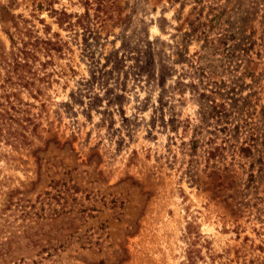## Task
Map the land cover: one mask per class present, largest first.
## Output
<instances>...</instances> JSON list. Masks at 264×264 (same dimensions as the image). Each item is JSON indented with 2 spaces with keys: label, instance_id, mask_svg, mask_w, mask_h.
Instances as JSON below:
<instances>
[{
  "label": "rangeland",
  "instance_id": "obj_1",
  "mask_svg": "<svg viewBox=\"0 0 264 264\" xmlns=\"http://www.w3.org/2000/svg\"><path fill=\"white\" fill-rule=\"evenodd\" d=\"M83 1L0 0L2 251L56 249L20 264H264V141L245 158L197 114L204 93L263 119V65L253 84L238 60L195 55L191 24L224 0ZM243 1L210 35L241 43L251 29L259 43L261 6L241 24Z\"/></svg>",
  "mask_w": 264,
  "mask_h": 264
},
{
  "label": "trees",
  "instance_id": "obj_2",
  "mask_svg": "<svg viewBox=\"0 0 264 264\" xmlns=\"http://www.w3.org/2000/svg\"><path fill=\"white\" fill-rule=\"evenodd\" d=\"M87 1L88 0L83 1L84 6H88ZM230 3L231 0H224V4L221 7L216 3V6L211 8L210 11H217L214 15H211L210 19H207L205 22H198V24L194 27L193 24H191L192 31L196 33L195 40L197 42H200L198 52H196L195 55L198 60L205 59L209 60L210 62H213L214 60L217 61L216 59H214L215 56H218L220 59H226L228 61L232 59H234L235 61L238 60V64H240L241 67V76L249 78L250 81L255 84L258 80L257 76H255L254 74L255 68L259 64L264 66V0H244L242 3L244 6V10L240 18L241 24L244 23V20L250 19V17L252 16V12L255 10L258 4L261 6V15L260 20L258 21V44L250 39V37L252 36L251 29L247 35H243V41L241 43H238L237 38H234L237 32L230 33L222 28H219L222 29V31L217 32L215 35H210L211 29L214 26L218 25V23L221 21L223 13L227 11ZM212 24H214V26ZM240 30L243 33L242 29L237 27V31ZM241 32L239 35H241ZM254 46L258 47L256 53H254L257 60L256 62L252 59L251 56V52ZM237 54L240 55L238 56ZM197 69L202 71L203 67H201V63L198 65ZM235 80L237 81L236 77ZM196 102L198 107L197 114L199 115L201 123L212 120L214 126L216 127V130L224 133V142H234L236 144L234 146L239 155L245 158H249L253 155V152H260V141H264V112H262L263 119H261L260 121L248 122L247 120L241 119L243 115L241 110L242 106L237 103H234L232 105L225 103H216L204 93L198 94ZM239 136H242L240 141ZM217 150L218 148L214 147L212 151L208 152V156H210V158H213ZM16 206L18 205L15 204V207ZM74 222L75 219L70 218L62 227L74 228ZM32 248H38L39 251L36 253L42 254L45 252L47 256H50V254L48 253L49 251L56 250L55 248L48 245H40L38 243L23 245L18 241L8 240L4 244L3 251L1 244L0 264H2V256L5 258L3 260L4 264H20L21 262H23L22 253H25ZM187 264H192V260L188 258Z\"/></svg>",
  "mask_w": 264,
  "mask_h": 264
}]
</instances>
